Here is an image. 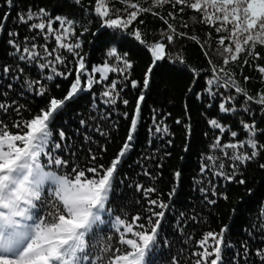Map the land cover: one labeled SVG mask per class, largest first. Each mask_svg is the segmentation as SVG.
Returning <instances> with one entry per match:
<instances>
[{
	"label": "trees",
	"instance_id": "trees-1",
	"mask_svg": "<svg viewBox=\"0 0 264 264\" xmlns=\"http://www.w3.org/2000/svg\"><path fill=\"white\" fill-rule=\"evenodd\" d=\"M96 2L12 0L9 4L7 0H0V23L3 24L0 28V103L7 106L0 109V121L9 126L23 123L46 109L51 98L63 99L75 80L78 60L83 58L86 72L81 77L82 90L54 115L50 125L53 142L61 144L55 154L67 159L69 167L46 166L45 171L62 175L77 165L107 168L126 142L131 120L137 119L130 149L112 181L106 206L111 211L103 214V222L94 228L93 254L106 255L100 251L106 246L124 248L119 244L123 228L116 231L120 227L116 217L133 223V218L139 216L133 225L135 231L151 229L148 217L153 222L160 220L156 242L146 257L147 264H195L199 259L195 253L202 251L198 242L206 233H219L222 229L226 231L219 264H264V259L257 254L258 250L264 254V167H261L264 165V105L257 103L264 95V73L259 71L264 67V45L249 46L250 51L246 48L236 61L230 60L225 65L223 60L232 53L220 55L224 46L218 40L227 33H217L212 25L201 22L200 14L186 6L181 12L182 6H173L167 0L159 5L156 0H107L109 16L101 17L95 12ZM132 3L141 10L131 25L106 27V20L124 19L129 12L136 11L129 7ZM28 15L33 20L22 23L19 18ZM56 17L71 22L66 26L72 32L64 42L80 44L73 52L59 47L55 40L61 33ZM49 20L56 29L53 33L29 27ZM136 31L141 33L140 40L135 37ZM168 36L173 39L168 41ZM156 43L165 44V59L152 66L145 88L143 80L150 66L148 49ZM33 44L34 51L40 55L20 60L22 48L31 49ZM112 48L123 59L109 56ZM45 49L53 55L49 56ZM55 56H61L64 62H55ZM125 61L130 68L125 67ZM42 63L49 67L41 68ZM105 64L117 71L105 73L107 80L94 82L87 89L85 76L100 80L101 73H93L92 69ZM5 66L10 69L8 73L3 72ZM53 67L59 73L68 74L67 78L54 74ZM48 76L53 79H47ZM210 78L218 83L208 85ZM33 81L39 84H33L30 89L28 84ZM112 81L117 83L115 90L110 88ZM132 81L137 82L136 88L132 87ZM238 87L244 92H237ZM37 89L46 94L37 95ZM105 91L112 95L105 97ZM141 94L144 100L140 102L137 117L135 110ZM246 96L252 99L247 100ZM125 100L128 104H124ZM222 102L234 111L222 112L219 108ZM211 119L217 120L226 131L221 133L213 128L208 123ZM242 122L255 125L256 135L251 138L258 143V154L243 163L225 156L224 152L250 154L253 149L246 143L244 148L223 151L212 147L217 137L221 144L246 142L250 137ZM156 127L167 131L156 132ZM11 131L19 130L11 128ZM60 131L65 134L63 140L59 138ZM231 131L238 133L235 139ZM208 156L216 164L222 162L224 168L207 161ZM218 172L224 175H217ZM176 173L180 174L179 178ZM229 176L233 179L229 180ZM47 188L48 185L45 193ZM148 188L155 191L146 194L144 190ZM153 199L167 207L149 204ZM149 208L163 211L164 216H152ZM48 210L47 204H38L36 212L44 216ZM140 224L145 227L136 226ZM128 238L134 237L129 234Z\"/></svg>",
	"mask_w": 264,
	"mask_h": 264
},
{
	"label": "snow or ice",
	"instance_id": "snow-or-ice-1",
	"mask_svg": "<svg viewBox=\"0 0 264 264\" xmlns=\"http://www.w3.org/2000/svg\"><path fill=\"white\" fill-rule=\"evenodd\" d=\"M12 0H7L11 4ZM166 0H156V3L162 4ZM173 6L180 5L181 12L184 7H188L200 14L202 23L212 25L217 33L226 32L227 35L220 36L218 43L223 47L219 52L220 55L232 53L230 57L223 60L227 65L230 60L236 61L240 53H244L246 48L255 47L256 45H264V0H167ZM130 8L137 9L128 13L124 19L113 18L105 21L108 28H127L137 19L139 11L137 4L132 3ZM147 11L148 9H143ZM109 6L107 0H97L95 12L101 17L109 16ZM127 11V9H125ZM32 15L27 17L21 16L19 19L22 23H28L33 20ZM3 19H7V15ZM60 21L61 33L55 36V40L59 47L66 49L68 52H73L74 49L80 47L79 43H65L64 40L71 34L72 29L69 26L71 22L55 18ZM30 28L47 30V33H53L56 29L53 28L52 21L47 23L38 22L29 24ZM0 28L3 24L0 23ZM10 35H13L10 33ZM137 40L141 39V33L135 32ZM172 36H168L167 40L171 41ZM230 42V43H228ZM13 43V41H10ZM32 48L23 47L20 60L37 57L40 54ZM21 51V49H17ZM45 51H48L45 49ZM150 52V66L146 73V78L143 80V86L148 87L149 80L147 76L153 71V65L156 62L165 59V44L156 43L148 49ZM26 54V55H25ZM48 55L52 56L53 52L48 51ZM78 55V54H77ZM109 56L123 59L117 53L115 48H112ZM258 56L259 54L256 53ZM55 62L63 63L61 56L54 57ZM41 68L49 67V64H41ZM125 67L130 68L131 65L125 61ZM10 71L9 67L3 68L4 73ZM109 71H117L116 68L105 64L103 67L93 68V73H101L100 80H93L85 76V87L91 89L93 83H99L102 80H107L108 76L105 73ZM213 72L216 70L213 69ZM223 71V69H221ZM259 71L264 73V67H260ZM52 72L56 75H62L67 78L66 73H59L55 67ZM76 76L71 84L69 92L63 99L51 98L46 109H41L40 112L34 115L31 119L23 123L16 122L11 126L0 121V264H101L106 260L107 264H147L146 257L151 251L152 246L156 242L160 220L154 222L151 217H148L149 223L152 224L150 230L135 231L134 223L140 219L139 216L133 218V223H126L122 218L116 217V231L120 232L121 227L123 233L119 237V244L124 245V248L104 247L100 251L105 253L104 256L94 255L93 237L94 228L98 223H102V215L111 210L107 208L109 194L112 188V181L122 158L130 149V142L134 139L133 133L136 130L137 119L131 120V129L127 136L126 142L123 144L118 155L110 163V166L105 168L103 165L98 167L80 168L78 165L70 168V171L57 175L53 171H45L46 166H54L55 168L69 167L67 159H62L55 152L61 149V144L53 142L52 130L50 125L61 108L73 97L81 91V77L85 75L86 66L83 58L78 60V68L75 70ZM47 79H53V76H48ZM245 79H248L245 77ZM132 87H137V82L132 81ZM218 83L217 80L208 79L207 84L212 85ZM33 84H39V81H33L28 84L31 89ZM110 88L115 90L117 83L112 81ZM211 91V89H209ZM237 92H244V89L237 88ZM37 95L44 96L46 93L43 90L37 89ZM105 97L112 95L110 91L103 93ZM229 101L232 97L227 98ZM247 100H251V96H246ZM144 100L143 94L138 98L135 116H139L140 102ZM111 103H115L112 100ZM257 103L264 105V95H261ZM124 104H128L125 100ZM7 106L0 103V109H5ZM222 112L234 111L231 107H226L222 102L219 105ZM83 123V122H82ZM208 123L221 133L226 131V128L217 120L211 119ZM243 129L249 134V139L246 142H230L221 144L220 138L217 137L213 148L238 149L247 147L253 149L250 154H230L224 152L225 156H230L234 161L241 163L250 160L258 153L257 140L252 139L256 135V127L254 124L242 122ZM11 128L19 131L12 132ZM156 132L167 131L166 128H155ZM232 138H236L238 133L231 131ZM60 140L65 138L63 131L59 132ZM96 157L93 156L92 160ZM207 161L216 164L212 156L207 157ZM220 169L224 168L222 162L216 164ZM207 164L205 165V168ZM235 167V165H233ZM264 167V165H261ZM205 169L202 168V171ZM91 174V175H88ZM147 174V173H146ZM179 178V173L175 174ZM217 175H224L223 172H218ZM229 180L233 176L228 177ZM244 183V181H239ZM48 185L47 193L45 186ZM139 187V186H138ZM145 193L154 192V188L144 190ZM203 191V190H202ZM215 194V193H213ZM149 204L159 208H166L167 205L163 202L158 203L157 200H149ZM215 203V201H210ZM38 204L48 205V212L44 216L37 214L36 209ZM152 216L163 217L164 212H155L151 208L148 209ZM139 228H144L143 224L136 225ZM226 229H222L219 233L208 232L198 242L202 249L199 253H195L199 257L195 264H219L221 260V245L224 243L223 234ZM129 234L131 237L128 238ZM212 249L209 251V249ZM245 251H247L245 249ZM258 255L264 259V254L258 250ZM209 257H214L209 260Z\"/></svg>",
	"mask_w": 264,
	"mask_h": 264
},
{
	"label": "water",
	"instance_id": "water-1",
	"mask_svg": "<svg viewBox=\"0 0 264 264\" xmlns=\"http://www.w3.org/2000/svg\"><path fill=\"white\" fill-rule=\"evenodd\" d=\"M229 43V42H228Z\"/></svg>",
	"mask_w": 264,
	"mask_h": 264
}]
</instances>
